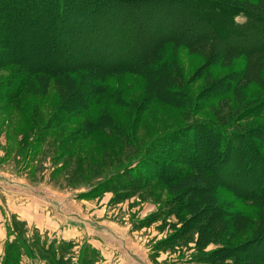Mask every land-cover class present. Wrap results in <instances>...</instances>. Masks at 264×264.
Segmentation results:
<instances>
[{"label": "rangeland", "instance_id": "374dc122", "mask_svg": "<svg viewBox=\"0 0 264 264\" xmlns=\"http://www.w3.org/2000/svg\"><path fill=\"white\" fill-rule=\"evenodd\" d=\"M26 1L18 12L13 1L0 0V44L5 46L0 61L9 63L0 64V205L8 237L0 264H102L105 256L95 244L101 248L104 240L110 248L126 244L153 264H201L200 253H210L219 264H264V26L213 44L203 34L207 22L175 0H86L71 6L72 13L81 12L74 16L77 25L44 0L32 6ZM93 1L95 10L89 7ZM245 3L264 13V0ZM55 13L59 17L50 20ZM110 21L126 29L120 49ZM170 36L178 40L163 42ZM126 50L129 68L149 55L154 59L131 68L133 72L109 73L106 68ZM12 61L33 69L20 67L22 72ZM87 61L98 74H111L102 87L115 89L118 100L105 96L98 107L74 117L73 103L64 110L60 106L67 95H75L73 84L81 77L62 84L61 76L69 73L60 76L45 66ZM168 67L171 73L162 81L181 84V89L171 88L189 97L188 102L173 104L163 93V82L156 81V71ZM18 73L27 78L17 83H27L15 92L14 101L15 88L8 81L15 82ZM155 93L168 101L162 103ZM102 111L132 129L135 141L120 137L108 118L103 131L82 137L79 131ZM202 117L238 133L236 140L229 133L231 151L220 154L221 135L206 123L173 137L178 126ZM162 138H169L168 144L157 146ZM161 150L172 153L174 167L157 158ZM129 175L143 177L142 183L129 186L123 182ZM3 191L32 208L37 204L36 223L12 213L15 208L8 207L7 197L5 203ZM184 196L195 205L182 204ZM215 206H224L231 216L221 219ZM202 207L208 210L193 218ZM45 218L52 223L47 229L40 227ZM200 219L208 224L195 230ZM86 227L89 238L58 237L62 230L67 237L73 236L68 229ZM112 230L115 235L108 233ZM231 247L238 257L226 262L231 254L225 250ZM121 251L108 257L111 264L122 259Z\"/></svg>", "mask_w": 264, "mask_h": 264}, {"label": "trees", "instance_id": "16d2710c", "mask_svg": "<svg viewBox=\"0 0 264 264\" xmlns=\"http://www.w3.org/2000/svg\"><path fill=\"white\" fill-rule=\"evenodd\" d=\"M9 1H13L18 9V12L22 11V7H18L19 4H21L23 2V0H9ZM43 1V0H42ZM46 1V4L48 5V7H50L53 10H56V13L59 11L64 10V13H62V17L65 16V18L68 19V17H70V19L72 20V23L74 25L75 22H78L79 19L74 17V16H79L80 17V13L81 12H71V6H76L77 3H81L83 2L84 4H86V0H44ZM177 1L179 4H183L185 6L188 7L189 10H192L194 14H196V16L198 18H200L201 20L207 22V26H205L204 28V32L203 34L206 37V41L213 44H224V43H229V36H236L238 35V32H242V33H253V31H255L257 28L264 26V13L263 12H257L256 10H251L249 9V5H246L245 0H175ZM37 2H39L38 0H27L25 2V5L27 6H32V5H36ZM95 2L93 1V3L90 4V9L92 10V8L94 9L95 7ZM24 5V6H25ZM60 8V9H59ZM41 10V9H40ZM95 10V9H94ZM55 13V17L54 16H50L49 19L54 21V19L56 20V15L57 17H59V13L56 14ZM239 18H241L242 20H240ZM83 22V21H82ZM110 28L111 30L114 32V37L115 35H118V39H114V44L116 46H118L117 49L121 48V44L122 46H124V39L126 38V36L123 38V33L126 34V29L122 26V24H117L115 22L110 21ZM100 29V28H99ZM98 31V30H96ZM123 32V33H122ZM98 33V32H97ZM108 36V35H107ZM172 38H170V40H168L167 38L164 39L163 42H168L171 41L173 39H175V41L178 40V38H176L175 36H170ZM177 39V40H176ZM88 44L86 43V46ZM5 48V46H1L0 44V49ZM128 50H126L125 53H123L121 56H119L120 58L118 60H116L115 62L112 63V65L108 68H106V70L110 73L111 71L114 70H129L126 72H133L135 70L131 69V68H137L139 67V65L141 66H147L148 64L152 63L153 61V55H149L147 57V59H145L144 62H140L138 63L136 66H131V68H129L128 66V62H125L127 60H129V62H131V59L128 58ZM116 53H119V51H116ZM220 54V53H219ZM13 62V61H12ZM14 65H16L17 67H19V69L21 70V68L24 70V72H29L31 71V69H33L32 67H29L26 63L24 62H19V63H12ZM1 66H7L9 63L6 61H0ZM96 65H94L93 63L87 61L86 63H80V64H74L73 66H67V67H56L55 69L52 68V65H46L45 68L49 71H52L54 73H59L57 75H63V74H67L69 73L67 76H61L62 77V84L63 81H69L72 77H78L80 79L81 77V83L80 82H74L73 86H74V90L72 88V90L74 91L75 95L72 96V94L69 96L67 95V97L64 98V101L62 103V105L60 106L62 108V110H64L68 104H74L73 106L76 107V109L73 112V116H82L84 113H86L88 110H90L93 107H98L99 104H101V102L104 100L103 98L106 97H111L112 95V99L118 100V92L115 91V89H108L104 87H102V83L104 84L105 81L108 80V78L111 76V74H108V72L104 71L107 73L102 75L98 74L96 71H94V67ZM21 67V68H20ZM92 69V71H91ZM158 68H156L157 70ZM166 69V68H165ZM162 69V72H160L159 70L156 71V75L159 74L158 76H156V81L158 82V84H160L161 82H163L162 80H164L163 77H166V75L171 73V68L168 67L169 70H165ZM22 71V70H21ZM61 71V73L59 72ZM23 72V71H22ZM91 73V75H89ZM82 74V75H81ZM73 75V76H72ZM13 77L15 78V82L13 81V78L10 79L8 81L9 84L14 86V90L11 92L12 93V98L17 99V95H15L17 91L21 90V86L25 85L27 82L23 81V83L20 85L18 82V80L21 79H26L27 78V74L26 73H18L17 75H13ZM25 82V83H24ZM161 86H164L163 89V93H167L170 97V100L173 101V104H182V101L188 102L189 101V97L187 96H182L179 94H183L181 91L178 92V94H174V89H172L171 87H175L177 89H181L182 85L179 84L178 82H176L175 80L171 81L169 84L166 85V83L163 82V84H160ZM65 87V86H64ZM83 88V89H82ZM25 89V88H24ZM69 90H71V88H67ZM82 89V93H80ZM110 93V94H109ZM173 94V95H171ZM120 95V94H119ZM167 95V96H168ZM156 96V93H155ZM156 99H160V101H163L162 103H166L167 101H165L164 99H162V93H160V95L156 96ZM119 100H125L123 97H119ZM13 101V102H14ZM12 103V101L10 102ZM170 103V102H168ZM170 103V105L172 104ZM172 104V106H173ZM175 106V105H174ZM173 106V107H174ZM176 107V106H175ZM177 108V107H176ZM129 109V108H127ZM111 119V121L114 123H111L109 126L111 127V129H115L117 128L119 130L118 135L121 137H126V139L130 142H133L134 140V133L132 132V129H128L126 125H123L121 123H119V121H117L113 115L111 113H109L108 111H102L101 115L97 118V119H89V121L87 122V124L84 126V128L82 130L79 131L80 135L82 137H92L95 134H98V132L103 131V128H105L103 126V122L106 119ZM207 124L206 128H215V132L217 134L221 135L222 141V149H220V154H224L226 153V148L228 150V148H230L231 151V146H230V140L232 137H230L229 133L230 132H234L231 130H228V128H225V126H227L226 123L224 122H220L214 119H207V118H200V119H193L192 121H190L187 124H184V126H178L179 128V132L175 135H173V137L176 136H182V133H192L194 132L199 126H205L204 124ZM36 124H34L35 126ZM212 125V126H209ZM175 127L172 130V132L175 131ZM195 129V130H194ZM161 135L157 136L156 139L161 138ZM172 136H170L171 138ZM183 137V136H182ZM233 139H238V133L235 131L233 134ZM169 140V138H162L161 141H158V145L162 147L165 144H168L167 141ZM135 141V140H134ZM157 142V141H156ZM156 146V144H155ZM176 149V147H174V150ZM168 150V149H167ZM156 156L158 159H162L165 161V164H168V166L170 165V167H174L173 163L175 159L172 158V153H170L169 151H156ZM164 157V159H163ZM168 162V163H167ZM163 169H161L160 171H162ZM126 180L123 181L125 183L130 184L129 186L132 187H138L141 183H142V178L141 176H125L124 177ZM127 185V184H126ZM181 195V194H180ZM187 195V194H186ZM185 195V196H186ZM184 196V197H185ZM183 198V197H182ZM191 197H185L182 200V204L184 202V204H190L191 202V206L190 208L193 206L194 203H196L194 200L189 199ZM195 205V204H194ZM214 205V204H212ZM206 206V205H205ZM217 209L216 215H220L221 219L231 216L230 213L228 211H226V209L224 208V206H215ZM208 210V208L202 207V209H200L198 211V213H194L193 218L197 216L199 217V215H202L204 212H206ZM225 212L227 214H225ZM239 214V213H238ZM212 218H217V220L219 219V217L215 216V213H211ZM223 216V217H222ZM208 224V220L207 221H203V220H195L194 222V227L192 225V228L194 227L195 230L199 229L198 227H204ZM198 226V227H197ZM227 226L223 225L224 230H222L223 232L225 231V228ZM193 228V229H194ZM66 244V243H65ZM68 245H72V242H68ZM73 246V245H72ZM70 247V246H69ZM222 247L226 248L225 245H223ZM236 247V246H233ZM231 247L232 249L226 252H230L231 254V258H227L225 259L226 262H230V260H232V258L235 257V255H237L238 257V252H236V249ZM224 251V250H223ZM199 262H201V264H219L220 260H216V259H212L209 258L210 257V253L206 254V253H200L199 255H197ZM92 260L95 262L96 261V257ZM99 260H97L98 262ZM195 261V260H193ZM224 261V263H226ZM67 263H69V261H66ZM62 262L58 261L56 264H60ZM90 264V263H89Z\"/></svg>", "mask_w": 264, "mask_h": 264}, {"label": "crops", "instance_id": "0c3cea01", "mask_svg": "<svg viewBox=\"0 0 264 264\" xmlns=\"http://www.w3.org/2000/svg\"><path fill=\"white\" fill-rule=\"evenodd\" d=\"M2 195H3V199L6 197L10 199V201L8 202L7 205L10 209L12 207L15 208L12 213H14L15 215H18L22 220H25L30 225H32L33 223H36V221L33 219H35L34 209L37 208V204H35V207L32 208V207H30L31 206L30 203L21 202L20 197L16 196L15 194L8 195L6 192L3 191ZM16 199H19V201ZM4 201H5V203H7V199H4ZM3 205L4 204L0 205V251L3 249V244L5 243L6 239L8 238L7 233H6V226H7L6 225L7 224L6 223V216L7 215L4 216V214L1 211ZM47 210L48 209L46 208V211ZM48 213H49L48 218H50V212L48 211ZM48 218H45L44 221H40L42 224V226H40L41 228L47 229L50 226H52V223L50 222V220ZM59 221H61V220H59ZM98 225H100V224H96L95 227H98ZM84 229H86L87 231H84ZM98 229H99V227H98ZM73 230L74 229H72V228L68 229V232H70V234L73 233L72 234L73 236L70 235V236L66 237V235H65L66 232L62 230L60 233H58L59 234L58 237L61 239H65V240H71V239H78L82 236H87V237L89 236V232H88L89 227L83 228L81 230H77V229L75 231H73ZM48 231H50V230H48ZM98 232H101V230L99 229ZM104 232H105V234H107V230ZM113 232H115V231L114 230L108 231V233H111V234H113ZM47 234H50V233L48 232ZM80 234H81V236H80ZM82 234H84V235H82ZM113 235H115V234H113ZM104 241L102 243V244H104V246L102 244H100V245H102L103 248L102 247L100 248V247H98L97 244H95V246H97L96 248H98L101 251V253L105 256L104 258H102V264H111L110 259L108 257L111 256V254L115 255L116 253L121 251V249L123 248L124 245H125V248H123L124 251L123 252L121 251L122 252V259L119 262H115L112 264H126V263H128V264H130V263L153 264L151 262V260H148L146 258V256H144L142 253L140 254L139 252L132 251V248L130 246L126 247L127 246L126 244H123V246L121 245L120 247L110 248V246L105 245ZM105 250H106V252H105ZM114 250H115V252H114ZM0 254H1V252H0Z\"/></svg>", "mask_w": 264, "mask_h": 264}]
</instances>
